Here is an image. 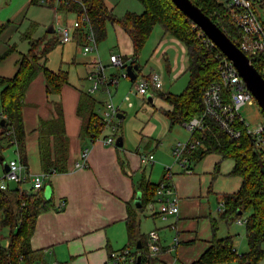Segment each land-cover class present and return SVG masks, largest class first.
<instances>
[{
  "label": "crops",
  "instance_id": "crops-1",
  "mask_svg": "<svg viewBox=\"0 0 264 264\" xmlns=\"http://www.w3.org/2000/svg\"><path fill=\"white\" fill-rule=\"evenodd\" d=\"M0 1L2 7H7L13 0ZM104 1L106 6L116 12L119 17L128 11L141 13L144 10V6L139 1L136 2L137 0H126L124 4H121L122 0ZM38 3L37 0H23V4L20 3L11 15V25L9 27L6 25L8 28L0 34V56L11 46L14 47L10 54L0 59V76H14L17 72L18 60L28 52L29 41L23 36L26 31L19 32L17 25L21 23V15L25 8ZM50 6L54 7L53 4ZM119 8H121L120 11H118ZM112 26L115 27L116 46L114 49H110V53H118L132 58L133 44L130 36L119 25L114 24ZM14 29L18 30V37L12 35ZM37 29L38 26L33 34L35 39L42 38L48 41L57 37L60 42L54 50L59 46L62 48V59L57 65L58 67L52 66L54 62L50 59V53L48 68L53 71L62 69L69 73V69L63 67V64L68 62L65 45L71 40L66 43L62 42L59 30L55 27H50V30L42 35L35 34ZM50 32L55 34L49 35ZM21 39L26 44L21 45ZM149 45L152 47L149 60L153 58L157 65V68L152 67L151 72H158L162 75V88L157 91L151 90L149 94H141L137 89L136 91L130 89L124 96H119L121 81L118 84H110L108 89L104 87L100 91L101 96L106 95L105 98L99 97V95L97 97L91 95L97 101V110L111 98L118 107L119 118L122 123L127 118L130 109L135 107L134 98L136 99V97L140 102L141 99L146 98L147 102L157 106L159 110H172V105L161 98L159 94L170 92V87L166 83L167 77L176 81L183 73H187L189 82L187 48L177 38L166 34L160 25L155 26L143 50ZM84 55L89 56L85 60L84 72L78 75L79 77H72V73L71 75L69 73V81L63 86L60 94L53 93L49 96L46 77L43 72H39L29 85L25 95L23 118L26 130V171L31 175L44 174L43 188L46 191V188L50 187L53 203L52 207L38 215L35 232L31 238L32 249L41 255V259L37 263L53 264L58 261L61 264H109V253L129 244L126 220L131 210L138 217L140 215V210L135 205V201L138 193L141 192V184L145 181L157 183L152 181L153 171H150L149 174L147 172L148 167L152 166L153 168L155 164H158L157 159L163 161L161 156H158L159 153L155 155L160 143L159 139H157L155 151L152 148L153 136L160 128V124L162 130L159 138L168 129L172 133L175 132V125L172 126L167 116L160 112L156 115L157 120L155 119V122L151 123L150 129H147L148 125L144 127L138 144L134 148L127 142L124 133H120V131L116 135L123 138L122 147L106 143L104 137L110 133H105V131L98 138H92L86 134L80 103L83 94L88 93L90 86L87 84L89 82L86 76L92 68L91 62L99 57L102 59L99 45L97 51ZM103 59L106 57L103 56ZM72 63L77 65L76 59ZM145 63H148V59ZM141 70L139 61V72ZM113 75L117 74L112 71L110 76ZM113 85H115L112 87L114 92L111 89ZM113 93L114 98H117L116 101L112 98ZM58 102L61 103L64 113L65 136L61 138V142H59V138L53 135H43L44 132L41 130L43 122L57 118L56 104ZM153 115L155 113L152 112ZM157 121L160 123L157 124ZM181 125L187 128L185 124ZM120 127L121 125L119 130H121ZM41 140L45 141V149L51 150L53 156L60 145L63 149H65V145L67 146L65 170L50 175L45 173L41 154ZM6 142L7 140H5ZM175 142L171 141L169 153L173 154L176 147ZM85 147H89V151L86 160L83 161L82 154ZM8 151H13L17 155L15 146L4 151V156L0 158V180L4 178L7 172L8 159L6 153ZM151 151L155 155V161L142 164L141 156L151 154ZM213 154L216 153L208 154L200 160L211 159L207 160L211 161V165L209 168L205 167L203 172L206 173L203 178H199L198 174L195 173L173 176L172 181L180 204L178 214L166 219L148 214L154 220H158L155 221L153 229L160 233L161 244L163 245L162 252L156 256L155 264H190L211 246L214 237L212 220H217V217L220 216L219 208L223 201V195L237 192L243 182L242 177L230 174L235 164L233 159L223 160L219 154L212 156ZM211 156L215 158H208ZM200 161L192 160V163ZM217 163H220L219 173H215ZM191 166L193 168V164ZM29 183L32 185L31 182ZM25 190L33 191L32 186ZM7 236L8 234L0 242L4 246L9 243ZM216 236L218 237V230ZM145 239L148 244V234L145 235Z\"/></svg>",
  "mask_w": 264,
  "mask_h": 264
},
{
  "label": "trees",
  "instance_id": "trees-1",
  "mask_svg": "<svg viewBox=\"0 0 264 264\" xmlns=\"http://www.w3.org/2000/svg\"><path fill=\"white\" fill-rule=\"evenodd\" d=\"M143 6L142 13L132 11L123 16H117L110 10L104 0H79L62 4L60 10L73 12L77 17L85 13L90 19L97 44L108 36V24L122 27L130 36L133 44L134 64L139 65V56L143 51L153 29L160 25L166 34H170L185 44L188 55L189 82L179 94L161 93V97L172 105V110H163L171 125L185 124L205 110L204 95L206 89L213 83H221L220 62L224 53L217 48L206 34L182 12L172 0H138ZM202 11L215 21L222 30L240 47L238 29L231 12L220 0H191ZM38 2V0H37ZM256 12L261 15L264 10V0L254 4ZM37 24L32 23L23 34L29 41V50L17 62V72L12 77L0 76V158L11 146L16 147L20 160L27 165L26 130L23 118V106L27 89L39 72H43L47 82V93L60 94L63 86L69 81V73L60 69L53 71L48 68L49 54L59 44L57 37L51 40L33 37ZM6 28L0 25V34ZM75 36L78 43H84L83 30L77 29ZM14 47H10L0 59L5 58ZM128 59V57H125ZM252 63L264 76V51L251 57ZM256 102V100H255ZM257 103V102H256ZM57 118L43 122V135H53L59 138L65 136L64 113L61 103L56 104ZM97 101L91 94H83L80 110L84 116V131L92 138H98L105 129V124L97 112ZM260 108V107H259ZM264 115V112L260 108ZM4 120V123H2ZM121 124L119 123V126ZM241 136L232 138L225 133L211 118H206V128L196 130L191 138L200 139L203 143L191 154V159L200 161L208 154H219L222 159H233L235 164L231 175L243 179L241 188L235 193L223 195L224 210L220 219L224 222L238 221L240 216L248 212L245 221L246 237L249 252L240 255L234 247L231 235L219 238L216 236L218 220H212L214 237L211 246L194 262L190 264H257L264 256V156L256 146L251 134L247 132L244 123L240 124ZM118 137V136H117ZM5 140L7 142L5 143ZM44 140H41L42 162L47 175L66 169L67 146L60 145L54 156L51 150H46ZM220 172L217 163L215 173ZM163 180V179H162ZM161 180V181H162ZM160 181V182H161ZM145 181L141 184L143 211L147 204L155 199L159 183ZM45 189L27 191L20 185L17 191L0 188V233L5 227L10 228L9 243H0V264H37L41 255L32 249L31 238L35 232L38 215L52 207V198H47ZM127 233L129 244L126 247L135 248L134 264H155L148 257L149 247L145 234L141 232L138 215L131 210L127 217ZM4 237L0 234V242ZM138 242L141 248H138Z\"/></svg>",
  "mask_w": 264,
  "mask_h": 264
},
{
  "label": "built area",
  "instance_id": "built-area-1",
  "mask_svg": "<svg viewBox=\"0 0 264 264\" xmlns=\"http://www.w3.org/2000/svg\"><path fill=\"white\" fill-rule=\"evenodd\" d=\"M71 1L79 0H38L45 4H53L55 8L62 4H69ZM257 0H225L223 3L231 9L234 22L238 29L240 48L249 56L254 57L258 52L264 51V10L259 15L255 10V2ZM83 30L85 41L83 43V51L85 54L98 50L95 33L90 25V19L87 14L83 13L70 26L59 28L61 41L66 43L72 40L74 32L77 29ZM110 64H106L100 57L91 62L92 68L89 70L86 79L90 82L88 93L93 95L101 88H109L110 84H118L120 77L129 78L127 66L135 65L132 58L125 59V56L112 53L109 58ZM115 66L122 70L121 75L110 76L107 74L108 67ZM221 83L211 84L205 91L204 103L205 110L202 114L195 116L189 122L185 123L190 130L191 135L196 130H204L206 128V118L214 120L218 126L229 136L236 139L241 136V128L239 125L244 123L247 132L251 134L256 146L264 156V123L251 128L246 120L240 114V109L244 104H252L255 98L241 77L234 63L228 58L223 57L220 62ZM137 77L133 80L136 83V89L141 94H149L151 90H160L163 86V77L158 72H152L148 75L135 71ZM105 124V129L111 132L104 137V141L110 145H116L117 132L119 131L120 121L118 107L112 100L103 104L97 110ZM104 129V130H105ZM203 143L200 139L191 138L185 142H179L174 150L177 162L183 171L187 174L194 172L191 164V154L198 150ZM89 147L83 149L82 159L86 160ZM155 161L154 154L141 156V163L148 164ZM9 170L5 173L4 178L0 180V188L8 189L9 181L14 180L19 185L31 182L34 192L43 188L44 174L31 175L26 171L20 156L17 153L16 158L8 162ZM173 173L171 167L166 168L163 180L159 183L155 199L150 201L146 209L151 216L161 217L163 219L176 215L180 211L179 197L175 192L173 185ZM220 211L224 210V204L221 203ZM240 224L245 223L239 219ZM148 257L156 259V256L163 250L161 244L160 233L157 230H151L148 234ZM135 248L124 247L122 249L111 251L109 253V264H134L136 256L133 254ZM37 264H46L38 262ZM53 264H61L55 261ZM141 264V261H140ZM148 264V263H143Z\"/></svg>",
  "mask_w": 264,
  "mask_h": 264
},
{
  "label": "rangeland",
  "instance_id": "rangeland-1",
  "mask_svg": "<svg viewBox=\"0 0 264 264\" xmlns=\"http://www.w3.org/2000/svg\"><path fill=\"white\" fill-rule=\"evenodd\" d=\"M220 1L224 2L225 0H220ZM136 2H138V0ZM20 3L22 5L23 0H13L12 3L10 5H8L7 7H2L1 1H0V25L5 24L8 27L11 25V22H10V20H12L11 15L14 12V10L17 8V6L20 5ZM124 3H126V0H122L121 4H124ZM56 9L50 5L42 3V2L28 6L27 8H25V11L22 12L21 23H18V25L16 23L15 24L17 25V27H19V32L21 31V33H22V32L27 31L30 28L32 23H36L38 26V29L36 30L35 34L36 35H42L43 33H46L48 30H50V27H55V28H57V30H59L60 27L70 26L77 19V15L73 12L62 11V10H60V7H57ZM120 9L121 8H119L118 11H120ZM114 13L117 14L116 12H114ZM8 27H6L4 29V31ZM114 31H115V27L112 26V24H108V36L105 40H103L102 42H100L98 44L99 45V52H100L102 59H103V56L106 57V59H103V61L106 64L109 63V58H110V54H111L110 49H114L116 46ZM19 32L17 29H14V31L12 32V35L14 34L16 37H18ZM53 34H55V33L54 32L49 33V35H53ZM23 44H26V42L22 41V39H21V45H23ZM65 50H66V56H67L68 62L66 64H63V67L69 69V73H70V75L72 73V77L73 76L79 77L78 75H81V73L84 72L85 60L87 57H89V56L84 55L85 53L83 51V43L79 44L78 38L75 35H73L72 40L65 45ZM151 51H152V47H151V45H149L148 47H146L145 50H143L141 52V54L139 56L140 65L142 67V70L140 73L145 74V75L152 73L151 72L152 67L157 68L155 60L153 58L151 60H149V55H150ZM63 57H64V54H63ZM50 59L54 62L52 64V66L55 68L58 67L57 65L60 64L61 59H62V48L60 46L51 52ZM75 59L77 61V65H76V63H72ZM147 59H148V63L146 64L145 61ZM77 66H79V67H77ZM112 71H114L117 75L122 74V70L115 67V66L109 67L107 69V74L110 75ZM120 81H121V84H120V88L118 91L119 96H124L125 94H127L130 91V89H134L136 91V83L133 80L126 78V77H120ZM187 82H188L187 73L186 74L183 73L180 76V78L176 81H172L171 79H169V77L166 78L167 86L170 87V92H173V93L183 92L184 89L187 87V84H188ZM84 84H86V83H84ZM87 84L89 85L90 82ZM112 87H115V85L111 86V89L114 92V88H112ZM101 90H102V88L100 90H98L97 92H95L93 95L95 97H97L99 95V97L105 98L106 95H104V96L100 95ZM166 92H168V90H166ZM134 96L136 97V95H134ZM159 96L161 97V94H159ZM112 98L114 101L117 100L116 97L114 98V93H113ZM109 100H111V98ZM134 100H135L134 101L135 107L130 109L129 114H128L127 118L125 119V121L122 123L121 120L120 121L116 120V123L121 124L120 129L122 131L119 130L120 133H122V132L124 133V135L127 139V142L131 144L132 148L137 146L139 138L141 137V132L144 129V127L148 125L147 129L148 128L150 129V127L152 125L151 123L155 122V119L157 120V117H156L157 113L161 112L164 114V111H163L164 109L159 110L157 108V106H154L153 104H150L149 102H147L146 98L143 100L141 99V102L139 99H137V97H136V99L134 98ZM152 112H153V114L155 113V115L152 116ZM240 114L242 115V117L246 120V122L249 124V126L252 129L255 128L256 126L264 123V115L261 112V110H260V108L256 102H254L252 104H249V103L244 104L240 109ZM156 123L159 124L160 122L157 121ZM161 130H162V128H161V124H160V128L155 133V136H153L152 148L155 151V146H156V143L158 142L157 139H159L160 143L158 145V150H156V152H155V155H157V153H159L158 156H161L163 161H160L157 159L158 164H155V167H153V168H152V166H150L147 169L148 174L150 173V171H153L152 172V181L157 182V183L161 181V178L163 177L167 167H171V171H172L174 177L178 176V175L185 176L187 174L183 171V169L180 167L179 163L177 162V158L174 154V151H173V154L169 153V152L171 149L170 143L172 140L176 141L175 143L177 146L179 141L182 143H185L191 137L190 130L181 124L175 125L174 131L176 133L175 132L172 133L168 129L167 132H165V134L161 138H159V134H160ZM104 131H105V133L111 132L109 129H105ZM119 135H121V134H119ZM151 153H152V151H151ZM214 155L216 156V154H213L212 156H214ZM212 156L208 157V158H215ZM6 158L8 159V162L11 161L12 159H15L16 158L15 152L13 153V151H8L6 153ZM207 160H211V159H207ZM207 160L205 159V160L200 161L198 163H192L193 168H194L193 173L198 174L199 178L204 177L203 175L206 173V172H203V171H205V167L209 168L211 165V161H207ZM226 162H229L230 164L232 163L231 161H226ZM200 173H202V174H200ZM198 182H200L199 179H198ZM31 186L32 185H30L29 182L22 184V187L25 189H29ZM139 213H140V215L138 218L140 219V222H141V224H140V228L142 229L141 232L144 233L145 235H147L154 228L155 221H158V220L157 219L154 220L150 215H148L149 211L146 208L143 211H140ZM248 214H249L248 212H245L240 216V218L243 221H246ZM159 218H161V217H159ZM217 220H218V226H219L218 237H225V236L231 235L233 237V244H234V247L237 250V252L240 255L248 253L249 252V244H248V239L246 237V225H245V223L239 224L238 221H236V220L233 222L232 221L224 222L220 219L219 216L217 217ZM6 234H8V236L10 235V229L7 227H5L1 230L2 236L3 235L6 236ZM4 242H5V240H4ZM262 249L264 250V243L262 244ZM229 264H237V262H232ZM257 264H264V256L261 257V259L257 262Z\"/></svg>",
  "mask_w": 264,
  "mask_h": 264
},
{
  "label": "water",
  "instance_id": "water-1",
  "mask_svg": "<svg viewBox=\"0 0 264 264\" xmlns=\"http://www.w3.org/2000/svg\"><path fill=\"white\" fill-rule=\"evenodd\" d=\"M172 1L206 34V36L212 41V43L234 63L241 77L246 82L247 87L252 92L258 106L264 112V76L255 67L249 56L232 41V39L215 21H213L207 14L202 11L199 6L194 4L191 0ZM126 69L130 79L135 80L137 77L135 71L139 69V65L129 64ZM2 123H4V120H2ZM116 146H123V138L121 136L117 138ZM6 170L8 171L9 167H6ZM9 189L17 191L20 189V185L16 181L11 180L9 181ZM50 193L51 189L48 186L45 192L47 198H51ZM141 198L142 193L139 192L135 201V205L138 208L142 206ZM138 248H141L140 242H138ZM140 260L141 256H139V262Z\"/></svg>",
  "mask_w": 264,
  "mask_h": 264
}]
</instances>
